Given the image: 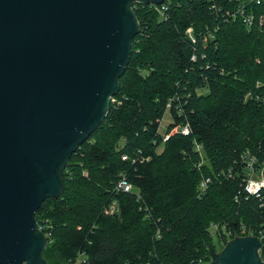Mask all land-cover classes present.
Returning <instances> with one entry per match:
<instances>
[{
  "label": "trees",
  "instance_id": "1",
  "mask_svg": "<svg viewBox=\"0 0 264 264\" xmlns=\"http://www.w3.org/2000/svg\"><path fill=\"white\" fill-rule=\"evenodd\" d=\"M134 9L140 31L109 110L70 156L62 193L35 213L48 236L44 258L212 264L214 234L225 238L224 227L260 238L264 257V191L245 193L243 160L249 151L264 162V0H164ZM241 11L254 14L253 25ZM170 101L164 132L179 125L190 132L164 141ZM122 177L133 192L115 190ZM113 200L117 215L105 212Z\"/></svg>",
  "mask_w": 264,
  "mask_h": 264
},
{
  "label": "water",
  "instance_id": "2",
  "mask_svg": "<svg viewBox=\"0 0 264 264\" xmlns=\"http://www.w3.org/2000/svg\"><path fill=\"white\" fill-rule=\"evenodd\" d=\"M137 2L164 0H0V264H48L35 213L62 193L70 156L109 110ZM261 249L235 237L212 264H264Z\"/></svg>",
  "mask_w": 264,
  "mask_h": 264
},
{
  "label": "built area",
  "instance_id": "3",
  "mask_svg": "<svg viewBox=\"0 0 264 264\" xmlns=\"http://www.w3.org/2000/svg\"><path fill=\"white\" fill-rule=\"evenodd\" d=\"M261 0H257L259 3ZM242 18L244 22L250 27L253 25L254 22V14L253 13H246L244 11H241ZM192 29H188V32L191 35ZM172 105V101H170L167 104L168 111L170 110V107ZM175 132H181L183 134H189L190 130L187 125H179L175 126L171 131L164 132V141L168 140L170 136ZM197 150L202 154V146L200 144H197L196 146ZM123 159L127 158V155H124L122 157ZM243 160L246 164V179H245V185H244V191L248 195H254L256 197H261L262 192L264 191V176H263V170H264V162H260L257 159V156L249 151L245 152L243 155ZM210 181V178H205L202 180L200 184V191L203 193ZM115 190L124 191V192H133L134 186L126 179V177H122L118 180V182L115 185ZM119 211V205L117 200H113L109 206L105 209V212L108 214H118ZM38 223V222H37ZM39 229L43 231L47 236V233L43 230L44 225L39 224ZM213 227H218L217 225H213ZM217 230V229H216ZM80 258L77 259V261H74L73 264H81L83 261L82 254L79 255ZM262 257V256H261ZM264 260V257H262Z\"/></svg>",
  "mask_w": 264,
  "mask_h": 264
},
{
  "label": "rangeland",
  "instance_id": "4",
  "mask_svg": "<svg viewBox=\"0 0 264 264\" xmlns=\"http://www.w3.org/2000/svg\"><path fill=\"white\" fill-rule=\"evenodd\" d=\"M111 100H112V98H111ZM114 101H115V100H114ZM110 103H111V102H110ZM170 121H171V115H170V112H169V111H166L165 116H164V118L162 119V121H161V125H160V130H161V132H164V131H165V128L167 127V125L169 124ZM160 149H161V148H160ZM207 160H208V159L205 157V154L202 152V160H201V161L207 162ZM211 229H212L213 232L216 233V229L218 230V227H213V226H212ZM223 229H224V231H223L221 234H222V235H225V238H216V234H214V240H215V242H216V244H217V250H216L217 253H220V252L224 249V247L227 245V243H228L229 240H231V239L237 237L236 234L227 231V230L225 229V227H224ZM248 236H250V235H248ZM238 237H242V236L239 235ZM261 251H262V249H261ZM261 251H260V254H261ZM261 256H262V255H261ZM79 258H80V256L77 257V259H79ZM77 259L74 260V261H77ZM74 261H71V262H68V263H69V264H73ZM47 263H48V262H47ZM53 264H54V263H53Z\"/></svg>",
  "mask_w": 264,
  "mask_h": 264
}]
</instances>
